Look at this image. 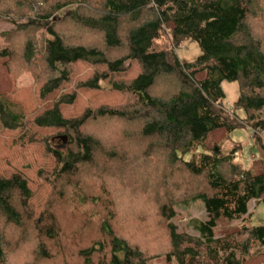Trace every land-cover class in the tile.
<instances>
[{"label": "trees", "instance_id": "16d2710c", "mask_svg": "<svg viewBox=\"0 0 264 264\" xmlns=\"http://www.w3.org/2000/svg\"><path fill=\"white\" fill-rule=\"evenodd\" d=\"M0 22L13 25L4 67L20 54L51 72L37 106L18 110L17 90L0 91V263L247 264L264 253V225L214 233L221 218L250 220L264 170L237 163V148L205 147L246 125L264 151V0H0ZM189 41L201 52L182 62ZM224 80L239 86L232 114ZM195 200L209 215L192 221L198 235L173 222Z\"/></svg>", "mask_w": 264, "mask_h": 264}, {"label": "rangeland", "instance_id": "374dc122", "mask_svg": "<svg viewBox=\"0 0 264 264\" xmlns=\"http://www.w3.org/2000/svg\"><path fill=\"white\" fill-rule=\"evenodd\" d=\"M13 27L10 23L0 22V46L6 45L2 37V33L10 30ZM168 34V32H167ZM178 55L182 62H190L200 54V48L196 42L189 41L183 44V47H178ZM58 68L63 70L62 59L57 63ZM132 65V75L139 74L137 64ZM59 75V73H55ZM51 76L49 67L44 61L28 62L17 54L15 58L9 62L7 67H4L0 62V91L17 90L14 97L17 98V109L28 107L30 105L37 106L35 89L38 83L46 81ZM222 87L226 92L225 107L228 114H232L231 107L239 95V86L235 81L224 80ZM31 109H33L31 107ZM238 115L243 117L244 112L238 110ZM60 146V144H58ZM220 147L221 152L225 155L230 153L234 148L236 151V162L240 163L244 168H251L253 172L264 170V151L255 144L252 136V129L249 126L238 127L231 133L227 134L225 130H217L209 134L205 141L207 149ZM251 213L250 220L245 221H230L221 218L214 229L216 236H221L226 233L238 229L242 223L248 225H264V197L260 201H252L249 204ZM177 215L173 222L178 225L180 230H185L193 235H198V231L192 224L193 220L206 221L209 215L206 212L204 203L201 200L189 202V204L178 203L176 205ZM264 251V248L262 249ZM2 264V263H0ZM149 264H176L175 262H167L165 258H157ZM247 264H264V253L258 254L250 259Z\"/></svg>", "mask_w": 264, "mask_h": 264}, {"label": "water", "instance_id": "95a60500", "mask_svg": "<svg viewBox=\"0 0 264 264\" xmlns=\"http://www.w3.org/2000/svg\"><path fill=\"white\" fill-rule=\"evenodd\" d=\"M67 135H62V136H59V140H60V146L59 147H65L66 146V143H67Z\"/></svg>", "mask_w": 264, "mask_h": 264}]
</instances>
